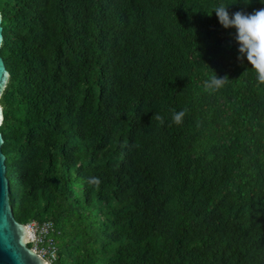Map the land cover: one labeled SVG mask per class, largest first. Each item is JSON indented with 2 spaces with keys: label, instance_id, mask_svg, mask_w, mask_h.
Segmentation results:
<instances>
[{
  "label": "trees",
  "instance_id": "1",
  "mask_svg": "<svg viewBox=\"0 0 264 264\" xmlns=\"http://www.w3.org/2000/svg\"><path fill=\"white\" fill-rule=\"evenodd\" d=\"M220 4L264 8L0 0L11 204L54 264H264V84Z\"/></svg>",
  "mask_w": 264,
  "mask_h": 264
},
{
  "label": "water",
  "instance_id": "2",
  "mask_svg": "<svg viewBox=\"0 0 264 264\" xmlns=\"http://www.w3.org/2000/svg\"><path fill=\"white\" fill-rule=\"evenodd\" d=\"M3 40L2 14L0 12V49ZM9 79L10 72L0 54V100ZM3 144L4 138L0 132V264H48L29 246L30 235L27 226L15 218L11 204V185L6 174V156L2 149Z\"/></svg>",
  "mask_w": 264,
  "mask_h": 264
},
{
  "label": "clouds",
  "instance_id": "3",
  "mask_svg": "<svg viewBox=\"0 0 264 264\" xmlns=\"http://www.w3.org/2000/svg\"><path fill=\"white\" fill-rule=\"evenodd\" d=\"M227 7L228 5L220 4L214 7L213 11H215L219 23L224 28L236 29L235 40L239 44L238 51L240 53L238 59L243 60L246 56L247 61L257 73L258 81L264 84V8L251 14L238 11L230 17ZM227 80H229L227 77L218 78L215 74L209 86L219 88ZM3 113L4 105L0 104V126L4 122ZM184 116L185 111L177 112L174 114L173 120L176 123H180ZM157 119H160V117H157ZM95 182L99 183V179H95Z\"/></svg>",
  "mask_w": 264,
  "mask_h": 264
},
{
  "label": "built area",
  "instance_id": "4",
  "mask_svg": "<svg viewBox=\"0 0 264 264\" xmlns=\"http://www.w3.org/2000/svg\"><path fill=\"white\" fill-rule=\"evenodd\" d=\"M29 231V246L35 250L48 264H54L58 259V244L55 239V227L50 222L38 223L32 221L26 224Z\"/></svg>",
  "mask_w": 264,
  "mask_h": 264
}]
</instances>
